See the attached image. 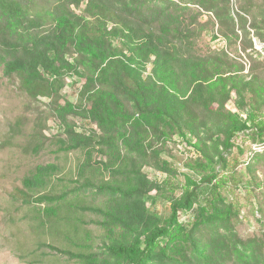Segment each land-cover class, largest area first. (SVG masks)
<instances>
[{"label":"trees","instance_id":"obj_1","mask_svg":"<svg viewBox=\"0 0 264 264\" xmlns=\"http://www.w3.org/2000/svg\"><path fill=\"white\" fill-rule=\"evenodd\" d=\"M216 2L201 1L210 9L217 7ZM226 10L229 16L222 15L220 21L224 35L231 38L237 23L229 6ZM191 26L181 13L146 6L143 0H0V67L5 75L19 78L20 87L30 97L50 98L62 119L91 103L88 116L102 130L116 133L127 149L143 151L157 141L179 139L193 146L201 158L197 163L208 168L201 179L187 176L180 194L170 198L166 216L156 211L157 196H147L156 220L133 239L111 241L107 264H148L160 253L170 256L175 252V238L181 235L194 246L201 264H225L219 259L221 248L229 244L227 252L232 257L242 253L250 257L239 249V243L233 244L234 232L226 236L215 225L233 223L240 211L227 201L231 178L221 174L219 167H227L226 153L235 146L239 132L264 134L260 107L254 103L250 107L253 101L246 97V92L253 93L259 103L264 102V82L259 84L260 79L242 74L223 52L195 54ZM251 27L264 41L263 27ZM67 77L75 78L79 85L83 80L76 86L81 90L78 103L62 95ZM233 91L240 99L236 105L241 109L249 106V110L237 114L226 109ZM193 105L204 108L211 118L199 116ZM220 130L225 134L223 150L212 152L209 142ZM66 133L72 141L64 142L66 149L94 141L71 127ZM164 163L172 169L170 162ZM56 169L51 164L39 166L36 173L24 178L27 189L18 190L25 201L38 204L43 224H56L71 192L81 190L80 185L62 192L40 190ZM81 184L110 190L118 206L105 212L121 220L119 211L138 189L106 180L85 179ZM234 184L238 182L234 180ZM189 213L194 218L182 222L183 214ZM206 224L216 227L210 248L196 238L197 230Z\"/></svg>","mask_w":264,"mask_h":264},{"label":"rangeland","instance_id":"obj_2","mask_svg":"<svg viewBox=\"0 0 264 264\" xmlns=\"http://www.w3.org/2000/svg\"><path fill=\"white\" fill-rule=\"evenodd\" d=\"M143 1L146 6L181 13L192 23L195 31L191 46L195 54L223 52L237 70L263 84L264 41L258 39L251 26L257 24L264 32V0H218L217 7L212 9L201 3L204 0ZM228 6L237 23L231 38L224 35L220 21L222 15L229 16ZM242 27L248 28L249 33ZM77 83L75 78L67 77L61 90L64 98L75 103L79 102L81 92ZM19 84V78L5 75L0 67V264H107V245L111 241L133 239L145 225L156 220L147 196H157L156 211L166 216L170 198L180 194L187 176L201 179L206 174L208 168L197 163L201 159L197 150L185 141H157L153 148L129 150L116 133L102 130L88 116L91 103L62 119L50 98L34 99ZM246 97L253 101L250 107H260V116L264 118V102L259 103L253 93L246 92ZM239 100L238 93L233 91L226 109L237 114L249 110V106L244 107L246 110L238 107ZM193 109L199 116L211 118L201 106L193 105ZM67 127L86 133L94 141L64 148V142L72 143ZM213 135L214 140L209 142L212 152L216 148L223 150L225 134L220 130ZM226 157L227 167L219 168L221 174L231 178L228 188L232 191L225 194L227 201L236 204L240 211L233 223L219 221L215 225L226 236L234 232L233 244L239 243V249L250 257L245 253L232 257L227 252L228 243L221 248L223 255L219 259L225 264H264V134L256 130L239 132ZM164 160L171 163L172 169L166 167ZM50 164L57 169L40 190L62 192L79 185L81 190L71 192L56 224H43L38 204L25 201L18 190L27 189L25 177L36 173L39 166ZM85 179L138 188L119 211L123 220L105 212L118 206L116 196L96 185L84 186L81 182ZM88 205L97 207L89 209ZM221 205L226 208V204ZM193 218L192 213L183 214L181 221L188 223ZM215 228L203 225L196 238L210 248ZM174 247L170 256L160 253L148 264H201L187 236L175 238Z\"/></svg>","mask_w":264,"mask_h":264}]
</instances>
